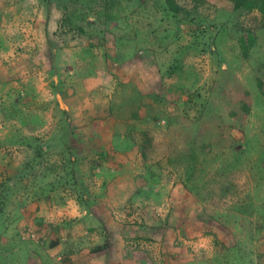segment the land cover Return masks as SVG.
Returning <instances> with one entry per match:
<instances>
[{
  "label": "rangeland",
  "instance_id": "rangeland-1",
  "mask_svg": "<svg viewBox=\"0 0 264 264\" xmlns=\"http://www.w3.org/2000/svg\"><path fill=\"white\" fill-rule=\"evenodd\" d=\"M175 2L0 0V264H89L110 230L84 212L121 174L188 219L168 253L130 245L143 264H264L261 14ZM144 199L147 230L141 211L165 201Z\"/></svg>",
  "mask_w": 264,
  "mask_h": 264
},
{
  "label": "crops",
  "instance_id": "crops-1",
  "mask_svg": "<svg viewBox=\"0 0 264 264\" xmlns=\"http://www.w3.org/2000/svg\"><path fill=\"white\" fill-rule=\"evenodd\" d=\"M97 131L100 134L104 133V129H102L101 127H98ZM111 131L116 132L113 130ZM123 132L124 134H122L124 136L122 135L121 138L125 137V141H122V145L125 146L131 142L126 140L128 139V133H126V129ZM115 134L118 135L119 132ZM114 138L119 139V137L116 136ZM111 145L113 146V143ZM112 166L119 167V169H121L122 171H128L125 168H121V165L118 163L112 164ZM136 181L137 180L134 178L132 179L131 177L121 174L118 176L115 175L114 177H104V180L100 183L99 186L100 188H103V191L101 189H98V191L94 194V196H98V198H101L100 202L93 203V205L90 206L89 212L85 211L84 214L87 215L90 220H96L95 218L97 217L101 222L106 220L107 223L104 226L105 230H110L108 234L109 242L107 249L104 250L103 253L100 252L101 254L98 255H84L85 260L88 261L89 264H106V261L107 264H143V259L141 258L140 253L135 252V250L131 247L129 248L130 245L133 244V246H137V244H139V239L145 240L144 238H151L152 240H154V244L156 246L160 244L163 249L165 248L164 250L166 251V253H168V231H170V227L176 226L179 229L183 224L186 225L188 223V219H186V221L184 222L182 217L178 219L177 217H175L176 213L174 215L173 213H171L170 209L168 210V201H166L168 199V189L163 190L160 187H156L154 190L142 191L135 186L134 183ZM172 194L173 191L170 195V199H172L170 208L174 207ZM150 196L163 198L165 203H161L160 205L158 203H154V207L144 208L141 211L143 213L142 216L145 217L143 219L145 220V222L147 221V230H143L145 228L143 227V225H136V222H141V218L138 217L139 215L141 216V214L137 206L142 204L140 200L142 198H145L143 202L144 204H147L146 198ZM175 197L185 198L187 197V193L183 192L182 190L180 192L177 191ZM129 203H133L132 207H134V211H132L131 215L126 217V219L132 220L136 217V221L132 220L133 222H127L126 219H124L125 217L122 216L123 219H120L118 223H115L113 221V217L109 218V214L112 213L114 209H122L128 206ZM185 207L187 209L190 208L187 204ZM136 229H140L141 231H137ZM150 229L153 232L151 233V235H147V232Z\"/></svg>",
  "mask_w": 264,
  "mask_h": 264
},
{
  "label": "trees",
  "instance_id": "trees-1",
  "mask_svg": "<svg viewBox=\"0 0 264 264\" xmlns=\"http://www.w3.org/2000/svg\"><path fill=\"white\" fill-rule=\"evenodd\" d=\"M196 5H201L205 0H194ZM232 2L234 9L240 14H251L253 11L257 10L261 14V29L264 30V0H228ZM167 7L170 12L173 14H179L182 8L177 5L175 0H165ZM254 40L253 35L250 32L243 34L240 37V42L244 46L246 41L249 42V45H252ZM248 46V45H247ZM260 83V84H259ZM258 87L262 93L264 90L261 89V82L258 81ZM77 201L81 203L83 201L82 197H77ZM84 202V201H83ZM57 243L52 244L51 246H56Z\"/></svg>",
  "mask_w": 264,
  "mask_h": 264
}]
</instances>
